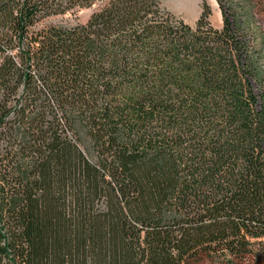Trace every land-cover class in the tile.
Masks as SVG:
<instances>
[{
    "label": "trees",
    "instance_id": "obj_1",
    "mask_svg": "<svg viewBox=\"0 0 264 264\" xmlns=\"http://www.w3.org/2000/svg\"><path fill=\"white\" fill-rule=\"evenodd\" d=\"M248 1L0 0V264H264Z\"/></svg>",
    "mask_w": 264,
    "mask_h": 264
},
{
    "label": "rangeland",
    "instance_id": "obj_2",
    "mask_svg": "<svg viewBox=\"0 0 264 264\" xmlns=\"http://www.w3.org/2000/svg\"><path fill=\"white\" fill-rule=\"evenodd\" d=\"M204 3L207 4L210 9V15L208 17L210 24L214 28H221V11L216 0H160L162 8L171 13L177 19H181L191 26H194L199 18ZM248 7L253 13L255 19L252 26H255L256 29L253 31L258 35V38L260 36V30L264 36V0H249ZM93 9L94 7L81 8L72 13L55 16L52 18V21L66 25L85 23ZM199 264L212 263L202 262Z\"/></svg>",
    "mask_w": 264,
    "mask_h": 264
}]
</instances>
